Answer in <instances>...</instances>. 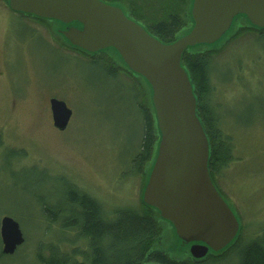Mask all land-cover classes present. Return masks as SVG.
I'll list each match as a JSON object with an SVG mask.
<instances>
[{
	"label": "rangeland",
	"instance_id": "rangeland-1",
	"mask_svg": "<svg viewBox=\"0 0 264 264\" xmlns=\"http://www.w3.org/2000/svg\"><path fill=\"white\" fill-rule=\"evenodd\" d=\"M104 1L121 7L144 28L146 21L169 12L179 14L183 25L175 39L193 24L192 0ZM68 26L76 24L16 12L8 0H0V219L12 216L24 235L10 254L1 252L0 237V264H41L40 257L54 245L68 252L87 249L83 237L62 230L42 212L43 203L54 206L62 201V177L98 199L107 211L118 205H145L142 191L160 132L156 124L151 156L139 174L132 172L130 158L142 130L129 83H137L139 97L154 114L151 87L113 47L92 53L70 45L61 33ZM230 27L218 41L187 50L216 52L211 57L209 101L216 105L219 124L230 133L234 150L231 161L210 174L238 219L241 242L264 226V39L255 36L262 28L252 26L244 14L236 15ZM243 27L249 31L227 43ZM93 56L127 74L113 80L105 77ZM50 97L63 99L72 110L63 130L52 123ZM146 207L158 229L151 249H163L175 258L192 257L189 243L179 239L172 224L155 207ZM226 249L209 250L203 258Z\"/></svg>",
	"mask_w": 264,
	"mask_h": 264
},
{
	"label": "water",
	"instance_id": "water-1",
	"mask_svg": "<svg viewBox=\"0 0 264 264\" xmlns=\"http://www.w3.org/2000/svg\"><path fill=\"white\" fill-rule=\"evenodd\" d=\"M8 4L16 12L75 23L61 31L70 45L92 53L113 47L132 72L143 76L152 90L160 132L143 202L158 209L179 239L189 243L193 258L225 249L240 225L208 171L209 141L181 57L188 46L218 41L236 15L244 14L252 26L264 28V0H192L190 30L166 43L104 0H8ZM48 102L53 125L65 129L71 108L60 98L50 97ZM0 237L4 254L13 253L24 240L10 215L0 219Z\"/></svg>",
	"mask_w": 264,
	"mask_h": 264
},
{
	"label": "trees",
	"instance_id": "trees-1",
	"mask_svg": "<svg viewBox=\"0 0 264 264\" xmlns=\"http://www.w3.org/2000/svg\"><path fill=\"white\" fill-rule=\"evenodd\" d=\"M145 29L162 42L175 40L177 31L181 28L182 19L179 14L169 12L164 18L145 22ZM258 39H264V29H257ZM247 27L239 29L227 41L241 36ZM226 43V44H227ZM214 50L188 51L182 54L181 62L189 75V80L196 96V113L200 118L209 141L208 171L213 174L225 167L232 159L233 142L230 133H224L216 105L209 101L211 91L210 68ZM93 62L102 66L105 77L113 80L127 74L125 70L109 67L100 58ZM129 97L141 119V137L138 147L130 158L132 172L139 174L142 163L151 156V149L157 138L155 117L153 112L139 97V88L133 80L129 83ZM63 198L56 205L42 204V212L51 222L56 221L62 230H73L78 237H83L87 249H71L63 251L60 245L50 247L47 256L40 257L41 264H218L220 260L236 259L233 264H264V226L248 241H241L237 235L228 244L223 253L198 260L189 257H174L160 248L151 249L158 236L157 222L150 209L145 205L135 208L131 205H118L111 210L104 209L102 203L74 183L63 178ZM82 255V259L76 258ZM39 257V256H38Z\"/></svg>",
	"mask_w": 264,
	"mask_h": 264
},
{
	"label": "bare ground",
	"instance_id": "bare-ground-1",
	"mask_svg": "<svg viewBox=\"0 0 264 264\" xmlns=\"http://www.w3.org/2000/svg\"><path fill=\"white\" fill-rule=\"evenodd\" d=\"M20 245H21V244H20ZM18 247H19V245L17 246V248H18ZM17 248H16V249H17ZM1 249H2V248H1ZM16 249H15V250H16ZM15 250H14V251H15ZM1 252H2V251H1ZM3 254H4V253H3Z\"/></svg>",
	"mask_w": 264,
	"mask_h": 264
}]
</instances>
